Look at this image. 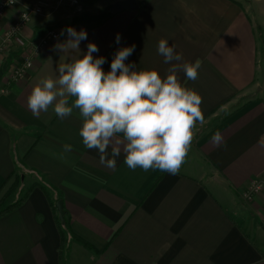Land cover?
<instances>
[{"label":"crops","instance_id":"crops-1","mask_svg":"<svg viewBox=\"0 0 264 264\" xmlns=\"http://www.w3.org/2000/svg\"><path fill=\"white\" fill-rule=\"evenodd\" d=\"M15 1L5 22L38 0ZM118 1L79 0L84 11L71 17L47 8L0 59V201L15 202L33 187L0 216V264H61L56 194L45 183L61 192L70 216L67 264H264V199L241 195L251 179L264 180V0H137V9L114 12ZM69 26L87 32L82 54L89 42L98 46L93 56L105 58V72L118 49L135 45L125 63L166 76L162 38L183 61L200 60L195 81L178 73L202 96L206 121L178 174L132 170L123 152L115 169L106 168L82 142L78 110L61 120L52 107L38 117L28 109L33 86L55 78L58 64L77 53L53 50L68 39L65 31L25 78L11 81L12 65L47 30ZM65 144L72 151L61 159Z\"/></svg>","mask_w":264,"mask_h":264},{"label":"clouds","instance_id":"clouds-1","mask_svg":"<svg viewBox=\"0 0 264 264\" xmlns=\"http://www.w3.org/2000/svg\"><path fill=\"white\" fill-rule=\"evenodd\" d=\"M65 31L68 39L57 42L53 50L77 54L58 64L55 78L43 77L33 86L27 97L28 109L38 117L52 107L61 120L78 110L82 142L98 151L99 163L106 168L115 169L116 158L123 152L124 163L132 170L178 174L191 150L197 124L203 126L206 122L202 96L182 85L178 73L195 81L202 66L200 60L183 61L175 46L162 38L157 51L171 65L166 76L155 69L137 70L135 63H125L135 45L118 49L110 70L105 72V58L93 56L99 51L95 43L89 42L83 54L80 51L87 32L69 26L60 35ZM120 40L118 33L116 43ZM212 141L219 146L221 134L216 132ZM71 151L72 146L65 144L60 158Z\"/></svg>","mask_w":264,"mask_h":264},{"label":"built area","instance_id":"built-area-1","mask_svg":"<svg viewBox=\"0 0 264 264\" xmlns=\"http://www.w3.org/2000/svg\"><path fill=\"white\" fill-rule=\"evenodd\" d=\"M76 3V0H58L56 6L67 5L70 7ZM48 6L49 5L45 1L39 0L32 7L19 8L15 13L16 17L10 20L8 25L2 27L1 20L6 18L7 14L16 7V1L0 0V59L14 42L23 37L24 30L33 17L43 14L44 8ZM60 33L61 32L58 30L49 29L37 42L31 41L29 53L13 63L9 79L17 82L25 78L33 67L35 57L41 53L44 47L49 43L59 40L61 37ZM241 195L246 200H252L255 197H261L264 199V181L260 178H254L250 181L249 185H247Z\"/></svg>","mask_w":264,"mask_h":264},{"label":"trees","instance_id":"trees-1","mask_svg":"<svg viewBox=\"0 0 264 264\" xmlns=\"http://www.w3.org/2000/svg\"><path fill=\"white\" fill-rule=\"evenodd\" d=\"M45 190H47L48 194L51 195L50 193H55L56 194V198H54L51 202H52V206L53 208L56 210V203L58 200H62L63 204H64V199L63 196L61 194V192H59L55 187L51 186L48 183H45ZM33 187H30L26 190V192L21 196V198L17 199L15 202L12 203H6V199L7 198H3L0 201V216L14 210L15 208H17L20 204H22L24 202V200L28 197L29 193L31 192ZM10 196V192L8 191L7 193H5V195L3 197H9ZM66 212V211H65ZM58 223V227H59V231L61 233V247H60V251H59V258H60V263L61 264H67L66 263V259L64 258V253L66 252L67 247V241H68V236L71 232V223H70V216L66 213L65 214V221L64 223H62L60 220H57Z\"/></svg>","mask_w":264,"mask_h":264},{"label":"rangeland","instance_id":"rangeland-1","mask_svg":"<svg viewBox=\"0 0 264 264\" xmlns=\"http://www.w3.org/2000/svg\"><path fill=\"white\" fill-rule=\"evenodd\" d=\"M39 1V0H38ZM37 1V2H38ZM42 1H45L49 6L48 7H45L44 8V10H43V14H44V11H45V9H51L52 11L53 10H57L60 14H62V15H67V16H75V15H78V14H80V13H82L83 11H84V8H83V6H82V4L79 2V0H76L77 1V3L76 4H73L72 6H67V5H64V6H61V5H59V7H57L56 6V2L58 1V0H56V1H54L53 3H51V2H49V1H46V0H42ZM36 2V3H37ZM35 3V4H36ZM51 5H53V6H51ZM34 6V5H33ZM54 7H55V9H54ZM14 9V8H13ZM16 13V12H15ZM9 14V13H8ZM42 15V14H41ZM36 16H39V15H36ZM16 17V15L14 14L13 15V18H15ZM35 17V16H34ZM5 19V18H4ZM4 19L3 20H1V26L2 27H4V26H6V25H8V23H9V21H10V19L8 20V21H4ZM12 20V19H11ZM25 31V30H24ZM255 178H260V179H262L261 177H255ZM254 179V178H253ZM253 179H251V180H253ZM250 180V181H251ZM263 180V179H262ZM250 181L248 182V185H249V183H250ZM264 181V180H263ZM18 182H19V180L17 181V184H16V186H15V188L18 186Z\"/></svg>","mask_w":264,"mask_h":264},{"label":"water","instance_id":"water-1","mask_svg":"<svg viewBox=\"0 0 264 264\" xmlns=\"http://www.w3.org/2000/svg\"><path fill=\"white\" fill-rule=\"evenodd\" d=\"M137 8H138L137 0H121V1L116 2L113 5L112 10L114 12H121V11H124V10H135ZM56 208H57V211H58L59 220L62 223H64L66 212H65L62 200H58L57 201Z\"/></svg>","mask_w":264,"mask_h":264}]
</instances>
